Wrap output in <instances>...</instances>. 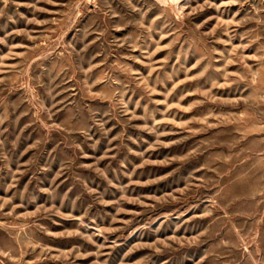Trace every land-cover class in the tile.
<instances>
[{"label": "rangeland", "instance_id": "1", "mask_svg": "<svg viewBox=\"0 0 264 264\" xmlns=\"http://www.w3.org/2000/svg\"><path fill=\"white\" fill-rule=\"evenodd\" d=\"M0 264H264V0H0Z\"/></svg>", "mask_w": 264, "mask_h": 264}]
</instances>
